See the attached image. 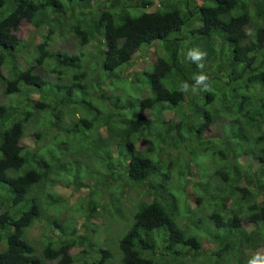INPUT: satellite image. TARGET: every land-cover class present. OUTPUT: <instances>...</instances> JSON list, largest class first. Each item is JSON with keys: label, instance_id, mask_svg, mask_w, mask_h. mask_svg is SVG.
I'll return each mask as SVG.
<instances>
[{"label": "trees", "instance_id": "1", "mask_svg": "<svg viewBox=\"0 0 264 264\" xmlns=\"http://www.w3.org/2000/svg\"><path fill=\"white\" fill-rule=\"evenodd\" d=\"M132 1L0 0V82L20 97L0 103V264H264V0ZM23 21L38 41L18 35ZM68 35L81 52L52 49ZM153 44L157 58L128 77ZM190 49L206 53L203 68ZM30 126L39 146L21 143ZM92 161L140 186L127 210L112 202L110 220L132 218L105 243L90 233L101 215ZM62 184L89 188L80 221L62 214ZM42 219L39 247L29 231Z\"/></svg>", "mask_w": 264, "mask_h": 264}, {"label": "rangeland", "instance_id": "2", "mask_svg": "<svg viewBox=\"0 0 264 264\" xmlns=\"http://www.w3.org/2000/svg\"><path fill=\"white\" fill-rule=\"evenodd\" d=\"M132 1V0H131ZM139 0H133L132 2L135 3ZM103 2V3H102ZM110 2H115L116 4L119 3H123L126 2L125 4H127V2H129V0H107L106 3H104V0H95L94 5H96L97 3L99 5H107L110 4ZM131 3V2H130ZM158 0H156L155 5L148 7V10H155L156 8H158ZM132 11L133 9L130 8ZM145 9H136V14H140L141 12H143ZM18 35L23 38L24 40H37L39 39L38 34H36V32H34V26L31 25L29 22L27 21H23V23L21 24L20 30L17 32ZM67 38V39H66ZM65 39L64 37L61 39L60 37H56L53 42H52V49L53 50H65L67 52H81L82 51V47L79 46L76 43V40L72 37V36H67ZM64 39V40H63ZM85 51L89 54L88 57H92L93 60L97 59V49H94V44H90ZM157 58V47L155 44L148 46V47H144L142 51H138L136 52V54L134 55V58L132 60L131 65L128 67V70L126 72V75L128 77H132V75L137 71L143 68V67H147L150 63V61H153ZM6 73V72H5ZM43 75L45 76H49L48 72H43ZM51 78H53L52 76H49ZM127 87V85L125 83L119 85V87H116L114 90L108 88L106 94L108 96H110L111 98H107L105 101V105L102 106L104 107L106 110L108 108H110L109 106H113L112 104V99L116 98V95L119 93H125L124 89ZM95 94L97 95V92H95ZM15 98L18 99L20 98L17 94L13 95L12 97H10V95H6L4 94V86L2 84V82H0V103H8L9 100H11V98ZM38 98L39 94L38 93H33V96ZM147 112V111H146ZM34 126V125H33ZM31 126L29 127V129L27 130V134L22 138L21 143L27 147H32L33 145L35 146H39L40 142L36 141V137L32 134L31 132ZM105 128H100V132L104 133ZM207 134L210 136H214V138H219L222 136V130H219L218 128H216V126L214 128H211L209 131H207ZM49 139L47 140V143H49ZM141 148H146L147 147V143L146 142H140L139 143ZM85 161V160H84ZM73 166L76 165L79 166L78 163H74L72 164ZM209 169H213L215 167V164L213 165V163H209L207 164ZM85 169V167H83ZM125 171V169H121L119 172L123 173ZM189 173L191 175V179H193V183H191L189 186H187L186 192L189 194L191 192H196L199 190V187L196 185V181L199 178V170H197L196 165H192L191 168L189 169ZM58 174H61L58 173ZM86 175V174H85ZM91 177H88L87 182H90L92 185H99L100 190L97 193V196L99 197V201L101 202V215L96 216L93 218V225H97L100 226L97 228V231H90V233L92 235H94L95 240H99L101 243H105L106 241H108V239H111L110 236L113 237H117L119 236V234H121V232H123V230H125L128 225L129 222L132 218V214H130L129 212L119 216L117 218V220L115 219L110 220L108 218L109 213L111 212V208H113L112 202L116 201L117 205L120 207V203H122L123 208H125L127 210V208L132 207L133 203L137 198V194L140 193V186L139 185H133L132 183H128L125 179L124 180H112V177L108 171V169H106V167H97L95 166V161H92V172H91ZM62 176V175H61ZM63 179H72L71 175L68 174H64ZM105 178H108L109 181L107 182H99L97 184V181L103 180ZM121 183V185H119L117 187V184ZM56 191L60 192V194L62 195V197L65 199V203L64 208H63V216L66 218L67 216L70 217H74V219H78L80 221L79 216L81 215L79 209L82 206V202L83 200H85L84 202V206L83 209L86 207L88 209L87 202L88 200L85 198V194L89 191V188L84 187V188H79L75 185L72 186H66L64 184H62L61 186L55 188ZM180 188L177 189V191ZM183 195L180 194L181 198L185 199L184 196V192L182 191ZM190 201L191 203L195 204V199L191 196L190 197ZM62 205V206H63ZM61 208L59 209H53L50 211V213H54V212H58ZM80 214V215H79ZM113 221V222H112ZM46 221L44 219H42L41 221H39L38 223H35L34 226L30 229V237L33 241H35V243L40 247L41 244V239L46 231ZM109 224H112V226H109ZM114 240V239H111ZM4 245L3 243H0V249H3ZM81 248L79 247H73L72 248V252H77L79 251ZM257 254L264 256V247H260L257 251H254Z\"/></svg>", "mask_w": 264, "mask_h": 264}, {"label": "clouds", "instance_id": "3", "mask_svg": "<svg viewBox=\"0 0 264 264\" xmlns=\"http://www.w3.org/2000/svg\"><path fill=\"white\" fill-rule=\"evenodd\" d=\"M187 57L191 58L193 61L197 62L198 65L203 68V63L201 61L206 57V53L201 52L199 49H190L187 53ZM208 77L204 74H200L197 77V84L202 85L203 90L207 91L210 88V85L206 82ZM186 87V85H185Z\"/></svg>", "mask_w": 264, "mask_h": 264}]
</instances>
